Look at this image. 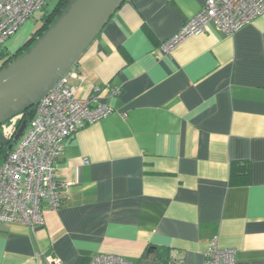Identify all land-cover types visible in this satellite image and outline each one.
I'll use <instances>...</instances> for the list:
<instances>
[{
  "label": "crops",
  "instance_id": "crops-1",
  "mask_svg": "<svg viewBox=\"0 0 264 264\" xmlns=\"http://www.w3.org/2000/svg\"><path fill=\"white\" fill-rule=\"evenodd\" d=\"M204 2L127 0L86 50L76 96L113 112L58 159L60 209L43 206L35 228L0 223V264H138L158 248L164 264H205L214 244L235 264H264V14L165 53Z\"/></svg>",
  "mask_w": 264,
  "mask_h": 264
},
{
  "label": "built area",
  "instance_id": "built-area-1",
  "mask_svg": "<svg viewBox=\"0 0 264 264\" xmlns=\"http://www.w3.org/2000/svg\"><path fill=\"white\" fill-rule=\"evenodd\" d=\"M51 0H0V48ZM264 14V0H205L202 9L163 44L170 53L189 37L213 25L234 35ZM73 68L37 105L34 118L0 165V223H25L35 228L44 222L42 207L58 210L64 204L57 161L75 133L112 114L98 94L78 98L71 79ZM99 92V90L97 91ZM47 264H62L50 260ZM86 264H133L115 255H97ZM205 264H235V251L210 248Z\"/></svg>",
  "mask_w": 264,
  "mask_h": 264
},
{
  "label": "water",
  "instance_id": "water-1",
  "mask_svg": "<svg viewBox=\"0 0 264 264\" xmlns=\"http://www.w3.org/2000/svg\"><path fill=\"white\" fill-rule=\"evenodd\" d=\"M127 0H71L22 56L0 71V126L37 106L82 58ZM24 121L9 146L25 133Z\"/></svg>",
  "mask_w": 264,
  "mask_h": 264
},
{
  "label": "trees",
  "instance_id": "trees-1",
  "mask_svg": "<svg viewBox=\"0 0 264 264\" xmlns=\"http://www.w3.org/2000/svg\"><path fill=\"white\" fill-rule=\"evenodd\" d=\"M70 1L71 0H58L55 8L43 15L41 19V26L39 27V29L35 30L31 34L32 36L29 38V41L24 42L19 48H17L15 52L7 49L8 43L12 38L8 40L7 43L2 48H0V71L4 69L9 63L26 53L30 49V46L35 43L36 39L42 37L44 33L47 32V30L50 28V26L54 24L56 19L59 18V16L67 8ZM36 109L37 106L23 112L11 121L0 126V165L9 154V146L12 143L15 133L21 127L24 121L30 122L34 118ZM7 127H11V132L8 134V136H5V134H1V131ZM246 165V168H241L239 172H243L244 175L247 176L249 173V169L247 163ZM235 166L236 165L234 164L232 170L233 173H235ZM165 262H167L165 252L161 251V249L158 248L146 254L138 264H164Z\"/></svg>",
  "mask_w": 264,
  "mask_h": 264
},
{
  "label": "rangeland",
  "instance_id": "rangeland-1",
  "mask_svg": "<svg viewBox=\"0 0 264 264\" xmlns=\"http://www.w3.org/2000/svg\"><path fill=\"white\" fill-rule=\"evenodd\" d=\"M58 3V0H51L48 2V4L42 9V10H39L37 11L34 16L24 25L21 27V29L19 30V32L12 37V39H15V38H18V39H25V42L29 41V38L32 36L31 34L35 31V30H38L39 27L41 26V19L43 17L44 14L52 11L55 6L57 5ZM41 37L37 38L36 41L38 39H40ZM35 41V43H36ZM34 43V44H35ZM33 44V45H34ZM31 45L30 48L33 46ZM10 49L12 47H9ZM15 52V51H14ZM11 132V127H7V128H4L2 131H1V134H5V136H8V134Z\"/></svg>",
  "mask_w": 264,
  "mask_h": 264
}]
</instances>
